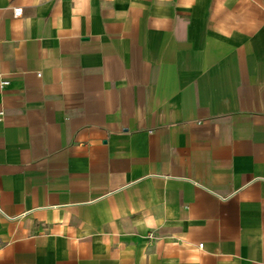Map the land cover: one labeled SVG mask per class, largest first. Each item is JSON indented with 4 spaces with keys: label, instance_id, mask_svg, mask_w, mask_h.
I'll use <instances>...</instances> for the list:
<instances>
[{
    "label": "crops",
    "instance_id": "0c3cea01",
    "mask_svg": "<svg viewBox=\"0 0 264 264\" xmlns=\"http://www.w3.org/2000/svg\"><path fill=\"white\" fill-rule=\"evenodd\" d=\"M1 112L0 264H264V0H0Z\"/></svg>",
    "mask_w": 264,
    "mask_h": 264
},
{
    "label": "built area",
    "instance_id": "2783aa9c",
    "mask_svg": "<svg viewBox=\"0 0 264 264\" xmlns=\"http://www.w3.org/2000/svg\"><path fill=\"white\" fill-rule=\"evenodd\" d=\"M21 15H22V9L21 8H16V9L13 10V16L14 17L17 18V17H20ZM5 85H7V82L6 81H3L1 83V86L4 87ZM2 115H3V113L1 112L0 113V120H1ZM198 247L199 248H202V245H199Z\"/></svg>",
    "mask_w": 264,
    "mask_h": 264
}]
</instances>
